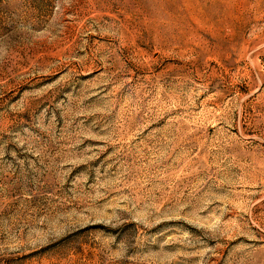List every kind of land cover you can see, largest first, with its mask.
Listing matches in <instances>:
<instances>
[{"label":"rangeland","instance_id":"rangeland-1","mask_svg":"<svg viewBox=\"0 0 264 264\" xmlns=\"http://www.w3.org/2000/svg\"><path fill=\"white\" fill-rule=\"evenodd\" d=\"M0 264H264V0H0Z\"/></svg>","mask_w":264,"mask_h":264}]
</instances>
